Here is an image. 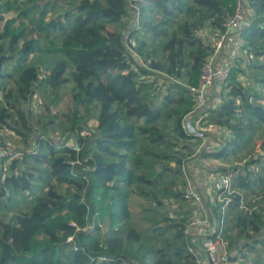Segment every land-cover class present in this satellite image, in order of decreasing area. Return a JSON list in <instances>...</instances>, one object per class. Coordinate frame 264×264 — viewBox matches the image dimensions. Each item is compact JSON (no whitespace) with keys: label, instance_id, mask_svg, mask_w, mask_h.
<instances>
[{"label":"trees","instance_id":"obj_1","mask_svg":"<svg viewBox=\"0 0 264 264\" xmlns=\"http://www.w3.org/2000/svg\"><path fill=\"white\" fill-rule=\"evenodd\" d=\"M128 1L0 0V140L11 131L26 145L0 163V264H195L183 169L193 137L182 120L214 47L202 31L217 36L237 0H139L137 24L124 36L134 11ZM246 1L253 16L238 31L242 57L221 98L197 110L229 138L202 159L237 155L264 126V0ZM35 54L50 63L43 77ZM39 89L53 96L32 122L22 104ZM63 99L65 109L53 112ZM57 120L61 134H75L78 151L51 137ZM161 121H171L175 139ZM218 170L234 189L226 248L241 254L239 264H264V154ZM131 196L140 202L134 215Z\"/></svg>","mask_w":264,"mask_h":264},{"label":"built area","instance_id":"obj_2","mask_svg":"<svg viewBox=\"0 0 264 264\" xmlns=\"http://www.w3.org/2000/svg\"><path fill=\"white\" fill-rule=\"evenodd\" d=\"M139 0H129L128 8L134 9L133 20L135 26L137 24V7L135 2ZM253 16V10L248 5L246 0H237L236 8L233 14L229 15L223 25L221 31L218 32L215 41L213 42V50L209 53L203 67L196 86L190 87V94L194 100V108L182 120V127L187 134L195 139L205 141V131L191 118V114H197V110L205 106L213 98V95L220 97L219 92L221 86L229 77L230 67L233 62H222L218 59L222 49L231 46L233 50L238 46V31L246 26L250 18ZM134 45V42H131ZM226 46V47H227ZM129 50L132 52L130 47ZM225 49V48H224ZM223 49V50H224ZM135 56V55H134ZM214 97V96H213ZM194 116V115H193ZM82 130L81 135H85ZM67 144L75 150H79V146L75 140H65ZM29 146L32 150L35 146L34 140H29ZM21 151L9 152L3 142L0 141V163L3 159L17 158L21 156ZM74 163V161H70ZM187 178L193 174L195 169H191L186 164L183 167ZM209 179L214 182L215 197L213 199V209L208 211L202 210L200 206L204 204L202 194L187 184L185 189L186 196L191 200V203H197L199 208H195L191 217L186 224L185 233L188 236V251L193 255L195 264H239L241 254L239 252L229 253L223 241V232L226 228V213L231 196L234 193L232 187V178L230 175L219 173H210ZM236 256V259H232ZM122 264H135L128 260Z\"/></svg>","mask_w":264,"mask_h":264},{"label":"rangeland","instance_id":"obj_3","mask_svg":"<svg viewBox=\"0 0 264 264\" xmlns=\"http://www.w3.org/2000/svg\"><path fill=\"white\" fill-rule=\"evenodd\" d=\"M11 15H14V13H7L6 17H9ZM28 28H31V25H28ZM202 33L206 37H209V40L213 44L216 37H214V36L212 37L210 35V32L208 29L203 30ZM32 35L34 36V35H36V33H32ZM31 61L38 65L40 76L41 77L45 76V74L47 73V68L50 66L48 59L45 56L35 54L31 58ZM244 82H247V81L244 80ZM248 87L252 88L251 90H260V88L255 84H251ZM221 91H222V88L220 89V92ZM160 92L162 93V90H160ZM52 96L53 95L51 94L49 89H47L46 92H45V89L44 90L39 89L31 97V101L29 104H22V106L25 109L26 108L30 109L32 122H35V120H37V115H38V111H39L38 107L40 105H43V102L46 101L47 98H49V97L52 98ZM220 98H221V95H220L219 99ZM0 101H1V96H0ZM56 105H57L56 106L57 108H53V110H52L53 112H55L56 109H58V110L65 109L64 108V105H65L64 99L58 100ZM206 116L207 115H204V114L203 115L191 114V118L194 121V123L199 125L205 131V133H206L205 141L209 140V142H208L209 144H208V146H206L207 143L205 141L203 142L202 140L192 138L189 141L190 147H191V153H186V154H188L187 155V157H188L187 161L188 162L191 161L189 159H192V161L193 160L197 161L198 158L201 159V155H200L201 152H207V150L209 148H211L210 151L214 150L215 148L220 147L221 146L220 144H223L226 141V139L229 138V133L226 129L210 124L208 122V120L205 119ZM202 118H204V119H202ZM95 124H96L95 120H91L89 122V126H91V127H94ZM159 126L161 128H163V130L165 131V133L167 134V136L170 139L173 140L176 138V135L172 129L171 121H168V122L161 121L159 123ZM34 128H36V126H34ZM58 128H59L58 120L55 122V124L53 126L50 125L48 127V131L51 132V137H53V139H55L57 141L61 140V139H64V140L68 139L69 141L74 140V137H75L74 133H72V134H61V132L58 131L59 130ZM83 133L86 134L87 132L84 131ZM1 139L4 140V142H3L4 145L6 146V148H9V152H11V153L16 152V151H20L21 149H24L26 147L25 143L22 142L23 141L22 138L18 135H15L11 131H2L1 132ZM263 143H264V126H259L256 129V131L254 132L253 140L248 147L243 149L241 152H239L235 156L229 157L228 159L223 160V161L220 160L221 161L220 163L223 165H226L227 167H229L230 165H235V164L243 165L250 157H252V156L257 157L258 154H264V144ZM6 162H8V161H5L2 163L4 168H7L8 163H6ZM216 164H219V163H216ZM57 188H58V191L60 193H65V190H66L65 185H58ZM248 196H249L248 198H251V201H252V200L256 199L257 193L256 194H249ZM255 201L253 203H255ZM129 204H130V211L134 215L135 213L138 212V210L140 208L139 199L136 196H131L130 200H129ZM173 207L174 208L177 207V204L173 205ZM230 227H231V221H230L227 228H230Z\"/></svg>","mask_w":264,"mask_h":264},{"label":"crops","instance_id":"obj_4","mask_svg":"<svg viewBox=\"0 0 264 264\" xmlns=\"http://www.w3.org/2000/svg\"><path fill=\"white\" fill-rule=\"evenodd\" d=\"M129 9H131V8H129ZM133 16H134V12H131V17L129 18V23L126 25V27L124 28V31H123L124 36L127 34L128 27L130 28L135 24V21L133 20ZM226 46L227 45H225V47H224L225 49L223 48L224 50L222 49L220 56H218V59L222 62H228V61L233 62L234 58L240 56L239 50H237V52H236L235 50H233L231 48V46H227V47ZM241 57H239V58L241 59ZM240 59H239V61H240ZM246 59H247V56H245V54H244L243 64H244V60H246ZM239 79H241L243 82H244V80L247 81V78H245L243 76H239ZM245 83L247 84V82H245ZM213 96H215V95H213ZM213 96H212V98H213ZM205 142L207 143L206 146H208L209 140L205 141ZM210 149L211 148H209L207 151H210ZM189 160H191V161L190 162L187 161L186 163L189 164L191 169H195V171L193 172V174L191 176H189L187 178V184L202 194L204 204L200 207L202 210L206 211L209 215L208 211L213 209V203L212 202H213V199L215 197V189L213 188L214 182L211 179H209L208 176L210 173H214V172L219 173L218 169L220 167H227V166L221 164L220 160L212 159V158H206V159H202V158L199 159L198 158L197 161H195V160L192 161V159H189ZM216 163H219V164H216ZM185 164H184V166H185ZM191 204H192L191 207H192V213H193L195 208H199L198 207L199 205L197 203H194V204L191 203ZM232 217H233V213H230V211H229L228 217L226 218V227H228Z\"/></svg>","mask_w":264,"mask_h":264}]
</instances>
